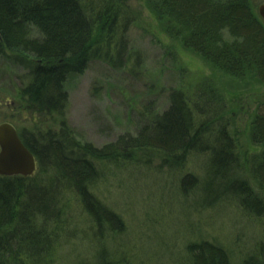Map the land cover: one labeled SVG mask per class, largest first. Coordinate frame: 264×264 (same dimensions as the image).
Segmentation results:
<instances>
[{
    "label": "rangeland",
    "instance_id": "rangeland-1",
    "mask_svg": "<svg viewBox=\"0 0 264 264\" xmlns=\"http://www.w3.org/2000/svg\"><path fill=\"white\" fill-rule=\"evenodd\" d=\"M93 3L94 12L110 6L117 12L114 36L98 49L116 60L94 59L82 74L67 76L64 115L39 114L37 106L18 96L21 82L30 76L24 63L12 59L15 71L6 83L0 71V125L10 123L19 134L31 133L40 141L48 132L66 136L91 163L93 177L86 189L104 208L93 204L97 209H88L74 185L52 167L38 168L33 185L54 202L49 211L57 212L46 216L48 231L40 240L46 244L32 246L33 257L40 264H102V257L115 264H190L187 248L201 241L222 245L236 262L256 254L264 245V218L248 216L233 200L209 207L204 189L222 131L237 154L235 173L252 177L253 161L261 152L252 128L256 110L264 104V86L250 76H229L171 38L149 0ZM250 5L263 21L259 9L264 0H250ZM30 32L31 38L40 36L34 28ZM223 36L232 41L227 31ZM2 64L0 57V69ZM173 91L185 97L195 129L205 128L202 149L177 158L154 148H109L135 136L148 113L167 110ZM186 176L190 187L182 185Z\"/></svg>",
    "mask_w": 264,
    "mask_h": 264
},
{
    "label": "trees",
    "instance_id": "trees-1",
    "mask_svg": "<svg viewBox=\"0 0 264 264\" xmlns=\"http://www.w3.org/2000/svg\"><path fill=\"white\" fill-rule=\"evenodd\" d=\"M94 1L97 0H0V57L10 58L16 53L29 56V59L13 57L30 72L27 81L21 82L18 96L37 106L39 114L64 115L68 94L63 82L68 75L82 74L94 59L104 58L110 64L116 60L98 49L107 46L114 36L119 26L117 12L111 6L100 13L94 12L97 9ZM149 2L171 38L229 76L239 80L250 76L264 86V22L255 15L250 0ZM32 28L39 32L38 38H31ZM224 31L232 41L224 39ZM3 69L15 70L9 64ZM169 100L168 109L162 113L144 114L148 121L135 136L123 138L109 148L118 146L122 148L120 151L154 148L166 157L177 158H184L198 146L202 149L205 128L195 129L196 119L185 97L173 91ZM252 129V140L261 147L255 156L257 161H253L252 177L243 178L235 173L237 154L222 131L224 138L214 142L216 150L204 195L209 207L233 200L248 216L261 220L264 218V104H259L256 110ZM20 137L38 160L41 172L52 167L64 182L80 191L88 209L104 210L94 203L86 189L94 170L86 157L77 152V145L66 136L54 137L51 132L44 134L42 141L31 133H22ZM190 178L186 176L182 180L184 187L192 185ZM33 179L0 177V264L41 262L33 257L32 246L46 244L40 240L48 231L45 218L50 215L49 209H55V204L33 185ZM36 237L39 241L31 239ZM187 250L190 264H264V245L257 248L256 254L239 262L222 245L207 241L194 243ZM100 261L115 264L104 257Z\"/></svg>",
    "mask_w": 264,
    "mask_h": 264
},
{
    "label": "water",
    "instance_id": "water-1",
    "mask_svg": "<svg viewBox=\"0 0 264 264\" xmlns=\"http://www.w3.org/2000/svg\"><path fill=\"white\" fill-rule=\"evenodd\" d=\"M259 14L264 21V5ZM38 171V160L24 145L20 134L10 123L0 125V177L32 178Z\"/></svg>",
    "mask_w": 264,
    "mask_h": 264
},
{
    "label": "bare ground",
    "instance_id": "bare-ground-1",
    "mask_svg": "<svg viewBox=\"0 0 264 264\" xmlns=\"http://www.w3.org/2000/svg\"><path fill=\"white\" fill-rule=\"evenodd\" d=\"M2 58V57H1ZM3 59V64H2V67H1V69H0V71H3L2 72V75L4 76V80L2 81L3 83H6V82H8V80L7 79H5V78H9L10 76H11V74L15 71V70H11V71H6V70H4L3 69V67H6V66H8V64L9 65H11L12 66V59H13V54H11V56H10V58L8 57V58H2ZM50 214H55V211H50Z\"/></svg>",
    "mask_w": 264,
    "mask_h": 264
}]
</instances>
